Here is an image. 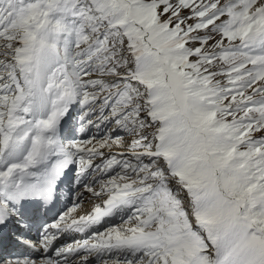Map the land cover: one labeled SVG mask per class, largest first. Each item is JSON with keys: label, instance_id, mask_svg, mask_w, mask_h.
Here are the masks:
<instances>
[{"label": "snow or ice", "instance_id": "snow-or-ice-1", "mask_svg": "<svg viewBox=\"0 0 264 264\" xmlns=\"http://www.w3.org/2000/svg\"><path fill=\"white\" fill-rule=\"evenodd\" d=\"M5 229L0 264H264V0H0Z\"/></svg>", "mask_w": 264, "mask_h": 264}, {"label": "rangeland", "instance_id": "rangeland-1", "mask_svg": "<svg viewBox=\"0 0 264 264\" xmlns=\"http://www.w3.org/2000/svg\"><path fill=\"white\" fill-rule=\"evenodd\" d=\"M85 207H87V205H85Z\"/></svg>", "mask_w": 264, "mask_h": 264}]
</instances>
